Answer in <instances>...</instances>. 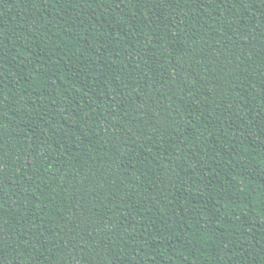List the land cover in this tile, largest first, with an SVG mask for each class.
Segmentation results:
<instances>
[{
	"label": "trees",
	"instance_id": "1",
	"mask_svg": "<svg viewBox=\"0 0 264 264\" xmlns=\"http://www.w3.org/2000/svg\"><path fill=\"white\" fill-rule=\"evenodd\" d=\"M0 264H264V0H0Z\"/></svg>",
	"mask_w": 264,
	"mask_h": 264
}]
</instances>
